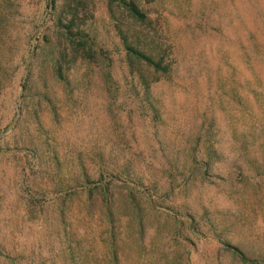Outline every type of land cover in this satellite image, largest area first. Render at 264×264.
I'll use <instances>...</instances> for the list:
<instances>
[{
  "label": "rangeland",
  "instance_id": "rangeland-1",
  "mask_svg": "<svg viewBox=\"0 0 264 264\" xmlns=\"http://www.w3.org/2000/svg\"><path fill=\"white\" fill-rule=\"evenodd\" d=\"M141 5L174 59L147 88L109 0H0V264H264V0ZM60 14L105 51L62 78Z\"/></svg>",
  "mask_w": 264,
  "mask_h": 264
},
{
  "label": "trees",
  "instance_id": "trees-1",
  "mask_svg": "<svg viewBox=\"0 0 264 264\" xmlns=\"http://www.w3.org/2000/svg\"><path fill=\"white\" fill-rule=\"evenodd\" d=\"M109 5L112 13L119 12L127 21L126 24H120L115 19L114 27L121 43L120 51L123 53V59L129 71L135 74L146 88L152 82L169 76L174 62L171 56V45L166 41V38L161 39L163 38L162 34L159 33L156 23L151 19L146 9L142 7L141 0H109ZM64 18L60 14L56 19V26L60 32L59 37L69 46L68 51L58 52L54 60V69L60 78H62L61 59L63 60L65 56H70L72 61L76 59L97 61L99 55L105 52L103 48L100 50L96 48L93 40L83 27L75 21L73 15ZM136 25L143 27L137 29ZM246 55L247 63L250 65L253 63L264 66V49H259L257 52L256 46L253 45L247 49ZM204 165L207 164L204 163ZM101 188L104 207L107 215L111 216L107 187L102 184ZM223 245L225 249L239 256L241 261L258 264V260L248 258L237 246L227 241ZM67 249L71 250V247L68 246Z\"/></svg>",
  "mask_w": 264,
  "mask_h": 264
}]
</instances>
